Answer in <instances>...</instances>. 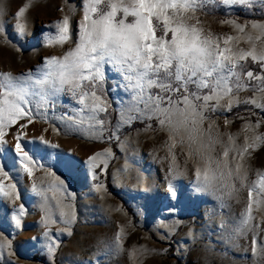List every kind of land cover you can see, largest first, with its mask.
<instances>
[{
    "label": "snow or ice",
    "instance_id": "snow-or-ice-1",
    "mask_svg": "<svg viewBox=\"0 0 264 264\" xmlns=\"http://www.w3.org/2000/svg\"><path fill=\"white\" fill-rule=\"evenodd\" d=\"M209 4L216 10L223 7L225 16H236L233 11L236 8H259L264 12V0H82L83 16L78 24L73 48L62 56L46 57L36 74L29 72L13 76L11 73H0V197L12 203L20 200L16 173L19 171L31 179L35 171L43 170L46 176L55 179L48 190L54 193L60 221L67 226L65 232L69 236L72 234L70 225L76 218L74 207L65 203L56 193H67V196L73 194L68 191L66 181L50 168L54 163L57 168L71 175L79 171L81 162L71 153L55 154L45 167L40 159L51 154L41 156V146L52 149L58 146L50 144L43 135L39 136V143L35 139H26L29 125L41 115V109L44 122L47 123L49 102L67 90L80 105L76 109L77 113H88V128L78 130L90 132L101 143L118 139L121 125L130 126L135 120L158 121L160 129L168 133L164 147L168 149L172 161L168 170L172 180L167 184L171 199H178V187L173 180L183 175L176 163L177 148L186 149L187 157L197 164L195 192L207 194L213 189L223 188L227 189L226 194L231 197L235 181L239 180L241 187H248V203L242 213L238 234L252 232V254L264 259V244L258 247L257 239L264 232V227L253 223L254 208H264V172L258 170L257 178L249 183L248 169L244 165L246 158H250L252 152L264 145V133L257 131L264 123V117L258 118L255 124L246 121L242 128L246 133L244 143L239 145L236 134H227L225 143L216 122L209 115L221 110L230 112L240 103L249 104L264 113V22L246 21L240 24L237 22L238 17L225 19L221 24L231 26L237 35L218 36L211 31L205 32L194 13L204 10ZM28 7L29 4H25L15 13L17 23L14 27L20 36L25 34V24L21 18ZM249 26L257 33L255 37L246 31ZM46 27L56 31L54 34L43 33L46 37L45 47L73 43L68 16ZM4 31L0 27V33ZM241 40L249 44L247 50L239 47ZM258 41L262 44L259 49ZM249 58L259 64V74L252 70L245 71ZM109 71L120 77L111 91H123L126 95L117 97L120 106L113 110L119 112L120 118L105 141L106 121L99 119V115L108 113L112 106L105 86ZM251 81H256V84L250 85L248 82ZM250 88L253 97L241 100L239 93ZM153 89L158 91L153 92ZM72 119L75 125L84 122L82 115L80 119ZM229 123L225 119V125ZM146 127L151 128V125ZM53 131L59 134L55 126ZM9 136L14 141L13 148L8 147ZM218 144L223 147V151L215 156L213 153ZM112 157V149L108 147L95 152L83 162L93 180L97 179L96 170L100 168L103 173ZM200 164H203L202 168ZM95 187L98 192L107 191L103 184ZM32 191H39L35 183ZM165 211L174 212L175 209ZM50 213L51 209L46 207L45 228L56 223ZM24 215V204L13 209L11 220L15 228H21V217ZM179 223L177 221L176 225L166 226L172 232ZM223 226L221 223V228ZM43 235L51 241L47 247L49 253L54 255L53 245L58 242L52 239L50 229ZM123 238L121 229L115 237L117 251H123ZM11 247L10 241H0V251L6 248L10 250ZM136 251L133 249L130 255L135 257ZM142 251L148 252L147 249ZM9 255H12L11 251Z\"/></svg>",
    "mask_w": 264,
    "mask_h": 264
},
{
    "label": "rangeland",
    "instance_id": "rangeland-1",
    "mask_svg": "<svg viewBox=\"0 0 264 264\" xmlns=\"http://www.w3.org/2000/svg\"><path fill=\"white\" fill-rule=\"evenodd\" d=\"M25 4H29L25 16L21 18L25 24V34L20 36L14 27L17 23L14 17ZM0 9V27L5 29L0 33V73H11L13 76L29 72L36 74L46 57L62 56L75 46L78 24L83 16L82 0H0ZM238 9L244 14L235 12L240 16H225L223 7L216 10L209 4L194 15L201 21L205 32L211 31L218 36L237 35L231 26L221 24L225 19L238 17L237 22L240 24L246 21L264 22V12L259 8H256L257 12ZM65 16L70 19L73 43L45 47L46 37L43 33L54 34L56 31L46 26ZM128 19L131 20V17ZM246 31L253 37L257 35L250 26ZM261 46L258 41L257 48ZM239 47L247 50L250 46L241 40ZM246 65L245 71L252 70L257 74L261 71L259 64L253 63L250 58ZM119 79L115 73H107L105 86L112 106L108 113L99 115V119L106 121L105 141L120 118L119 112L113 110L120 106L117 97L126 95L123 91H111ZM248 83L255 85L256 81ZM156 91L153 89V92ZM253 95L251 88L239 93L241 100L252 98ZM33 108L35 110V104ZM79 108L80 105L65 90L49 102L48 122H44L41 109V115L29 125L26 138L39 143L38 138L43 135L50 144L58 146L56 149L41 146V156L51 154L44 159L37 157L45 167L55 154L71 153L81 162L79 171L71 175L57 168L54 163L50 168L66 181L68 191L73 194L67 196V193H56L65 203L74 207L76 218L70 225L72 234L69 236L65 232L67 226L60 221L54 193L48 190L49 185L55 183L54 177L37 170L33 178L29 179L18 171L16 176L19 178L18 192L21 199L12 203L0 197V241L8 240L12 244L10 250L6 248L0 251V264H97V260L99 264H264V259L252 254L253 233L238 234L242 213L248 203V187H241L240 181H235L231 197L226 194L227 189L223 188L213 189L207 194L195 192L197 164L187 157L186 149L177 148L176 163L183 175L173 180L178 187V199L173 200L167 191V184L172 180L168 172L172 161L168 149L164 147L168 133L160 129L158 121L135 120L130 126L121 125L118 139L101 143L90 132L78 130L88 128V113H77L76 109ZM81 115L84 122L75 125L72 118L80 119ZM209 115L216 122L222 134L221 139L227 143V134H236L239 145L244 143L246 133L242 128L246 121L255 124L258 118L264 117L259 109L245 103L233 107L230 112L221 110ZM225 119L230 121L227 126ZM149 124L151 128L146 127ZM53 126L59 134L53 131ZM257 131L264 133V123ZM8 139V147L13 148L12 137ZM108 147H111L113 157L109 159L108 168L103 173L100 168L96 170L97 179L93 180L83 162L95 152ZM222 151L223 147L218 144L213 155L219 156ZM244 165L248 169V182L251 183L257 178L258 170L264 172V145L252 152ZM16 167L18 169L19 165ZM33 183L39 191H32ZM97 184H103L107 191L98 192L95 187ZM21 204L25 205V215L21 217V228L17 229L11 214ZM46 207L51 209L52 219L56 221L48 228H45L44 223ZM171 208L175 211H165ZM253 215V223L264 227V208H254ZM177 221L180 223L170 232L167 226L176 225ZM49 229L52 239L58 242L53 245L54 255L49 253L47 247L51 241L43 235ZM121 229L123 251H117L115 237ZM58 232L60 235H57ZM163 236L168 238L164 239ZM257 239L258 247L264 244V232ZM133 249L137 250L135 257L130 255ZM143 249L148 252L144 253ZM9 251L12 255H9Z\"/></svg>",
    "mask_w": 264,
    "mask_h": 264
},
{
    "label": "trees",
    "instance_id": "trees-1",
    "mask_svg": "<svg viewBox=\"0 0 264 264\" xmlns=\"http://www.w3.org/2000/svg\"><path fill=\"white\" fill-rule=\"evenodd\" d=\"M254 12H257V9L256 8H254V9H252ZM234 12H237L238 14H244V11H241L240 9H238V10H236V9H234L233 10ZM237 14V16H240V15H238Z\"/></svg>",
    "mask_w": 264,
    "mask_h": 264
}]
</instances>
